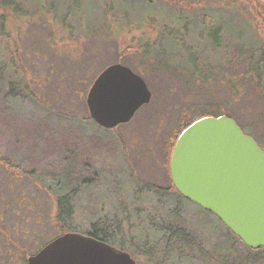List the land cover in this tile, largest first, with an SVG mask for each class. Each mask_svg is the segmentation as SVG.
Returning a JSON list of instances; mask_svg holds the SVG:
<instances>
[{
	"label": "rangeland",
	"instance_id": "obj_1",
	"mask_svg": "<svg viewBox=\"0 0 264 264\" xmlns=\"http://www.w3.org/2000/svg\"><path fill=\"white\" fill-rule=\"evenodd\" d=\"M12 1L0 8V112L11 108L20 119L42 118L55 127L73 123L116 146L112 157H95L92 176L68 194V229H103L139 264H264L223 222L166 190L167 154L193 117L227 112L264 143V95L246 61L251 57L252 65L264 49L254 3L220 0L207 10L198 0L201 5L181 12L166 0H55L53 8V0ZM144 34L148 60L139 55ZM111 63L138 73L152 93L114 130L89 121L86 107L92 79ZM12 138L0 129V264H24L62 226L59 194L33 169L23 172L33 164L19 168ZM177 218L195 243L186 252L166 246L163 224Z\"/></svg>",
	"mask_w": 264,
	"mask_h": 264
},
{
	"label": "water",
	"instance_id": "obj_2",
	"mask_svg": "<svg viewBox=\"0 0 264 264\" xmlns=\"http://www.w3.org/2000/svg\"><path fill=\"white\" fill-rule=\"evenodd\" d=\"M143 78L121 63L103 67L86 93L89 118L114 129L151 100ZM170 180L182 197L212 212L249 248L264 249V149L227 115L202 116L184 128L170 155ZM25 264H137L87 233L64 232Z\"/></svg>",
	"mask_w": 264,
	"mask_h": 264
},
{
	"label": "trees",
	"instance_id": "obj_3",
	"mask_svg": "<svg viewBox=\"0 0 264 264\" xmlns=\"http://www.w3.org/2000/svg\"><path fill=\"white\" fill-rule=\"evenodd\" d=\"M54 2L55 0L50 2V8H53V4L58 5V2ZM7 7L8 6L5 5V8ZM69 13L71 14V12ZM80 13H82L81 18L83 20L86 19L82 11L77 13L78 16L80 15ZM66 15L68 16L69 14L67 13ZM64 17L61 16L59 19H61L63 22ZM82 24L84 25V23ZM80 26L82 25L80 24ZM261 51L262 52L260 53V56L252 65L249 64L253 60L251 59V57H249V59L246 61L248 63V70H250L253 75L257 77V88H259L261 90V93L264 95V85L262 83L263 79L261 77V75H264V49H261ZM97 74L95 75V77L97 76ZM224 114L228 117H231V115L227 112L219 113L216 116ZM18 117L19 116L17 115L15 110H12L11 108H4L2 112H0V129H7L9 133L12 134V139L14 140L15 145H18V152L16 153L17 155L13 160L17 161V165L19 166V168L25 166L24 164H33L32 166L24 168L23 172L26 174L31 173L32 170L30 169H33L32 173H34V176H36L38 180L41 179L45 182H49V185L54 186L55 191L59 194L57 207L59 211L56 217L58 223L62 224L59 230H61V234H63L64 232H73L72 230L68 229L70 227L69 225H67V221L69 220L68 217L70 215L68 194L79 188L81 186V183H83L88 177L92 176V164L95 157H98L100 159L104 155L112 157L115 154V143H113L112 141H103L93 133L88 134L81 127L73 123L55 127L50 123L49 120L46 119L36 118L24 120ZM201 117L202 116L193 117L191 118V120L182 124L177 137L172 142V149L180 132L184 128L189 126L191 122ZM87 118L89 121H92L94 124H96L91 118H89V116ZM237 123L239 124V122ZM239 126L244 133L252 136L254 140L259 143V145L264 149V143H262L260 140H257L252 134L247 133V131H245V129L240 124ZM22 151L24 152L22 153ZM171 151L172 150L170 149L169 153L167 154L168 160L166 167L169 171L170 169L168 163L170 162ZM21 154H24V156L21 157ZM11 161L7 159L6 165H11ZM1 162L5 163V159H1ZM169 181L171 184L166 188V190L170 191L174 189L176 191L172 180L169 179ZM177 194L185 201L190 202L186 198L182 197V195L178 191ZM190 203L192 204V202ZM194 204L195 203H193V205ZM195 205L199 209L198 212H200V214L205 218L208 217L206 213L215 216L212 212H209L207 210L205 211L197 204ZM179 223V218H177L175 221L170 220L168 222H164V231H166V233L168 234V238L166 240L167 245L166 243L165 245L172 250L175 249L179 252H186V250L194 248L192 245L195 243L192 241L191 232L186 228L181 227ZM126 226L127 224L125 223L124 227ZM226 230L228 231V233H230L231 238L235 239L236 243L241 242V240H239V238L236 237L234 233H232L227 227ZM85 233L95 239L97 238L106 243H110V240L107 237L108 232H105V230L103 229L99 230L94 227V229ZM245 246L249 251L256 250L259 253L264 254L263 248L251 249L247 245ZM119 247L117 249L122 248L121 246ZM36 250L31 251L28 257ZM129 254L134 257L133 252H130Z\"/></svg>",
	"mask_w": 264,
	"mask_h": 264
},
{
	"label": "flooded vegetation",
	"instance_id": "obj_4",
	"mask_svg": "<svg viewBox=\"0 0 264 264\" xmlns=\"http://www.w3.org/2000/svg\"><path fill=\"white\" fill-rule=\"evenodd\" d=\"M82 1H84V0H81V2ZM86 1H84L85 4H86ZM158 1L159 0H149L146 3H148V5H152V4L158 3ZM219 1L220 0H203L202 1L204 3L203 7H207V10L208 9H212L213 7H215L216 3H219ZM249 1H252L254 3L253 11H254L255 17L257 18L256 22L258 23V28H259L258 30L261 31L260 33L264 34V0H249ZM3 2H4L3 4H0L1 8H5V5H7V4L12 6V4H13L12 2H14V1H12V0H3ZM166 2H168V4H170V7L174 8V9H176L178 11H181V12L183 11V7H185V8H191V7L196 8L198 5L202 4L201 2H198V0H166ZM213 2H215V3H213ZM217 6H218V4H217ZM80 8H81V5H80ZM81 10L83 12L82 8L80 9V12H81ZM106 15H108V13H106ZM111 15H113V13H111ZM35 17H41V16L35 15ZM178 17L181 19V14H179ZM143 27L146 30V27L145 26H143ZM138 39H140L142 41L141 46H140L142 48H140V50H139V55L141 56L142 59L148 60L150 58V54L151 53H149L148 49H147V38H146V35L144 34L143 37H139ZM212 43H213L214 48H216V49L221 47V46H219V44L217 42L212 41ZM263 47H264V44H263ZM241 243L246 245L242 241H241ZM260 254H261L260 255V261L262 263L264 261V254H262V253H260ZM132 258L136 261L137 264H139L138 261L134 257H132ZM218 259H219L218 260V262H219L222 259V256L219 255Z\"/></svg>",
	"mask_w": 264,
	"mask_h": 264
}]
</instances>
